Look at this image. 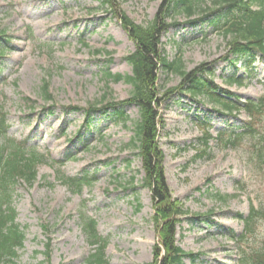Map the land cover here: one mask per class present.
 <instances>
[{
    "label": "rangeland",
    "instance_id": "374dc122",
    "mask_svg": "<svg viewBox=\"0 0 264 264\" xmlns=\"http://www.w3.org/2000/svg\"><path fill=\"white\" fill-rule=\"evenodd\" d=\"M163 1L118 0L139 23L152 20ZM200 16L193 25L183 15L171 18L179 24L162 38L169 59L182 55L188 70L205 65L220 87L242 100L260 98L264 59L257 56L252 67L244 58L226 59L227 39L215 28V15ZM0 26L11 39V48L0 55V105L8 113L9 137L27 140L55 159L69 156L64 165L69 176L86 172L97 176L92 186L73 193L43 164L36 183L16 186L17 221L27 239L14 264H87L98 244H92L83 230V214L97 221L99 234L108 240L109 264L151 262L157 231L139 151L129 145L134 125L118 120L114 109H104L110 101L130 97L132 86L109 79L106 72L132 74L126 57L135 51L134 42L99 0H0ZM235 71L245 76L246 85L227 84ZM46 80L53 103L43 98ZM180 82L179 76L160 73L159 83L165 89ZM105 94L108 100L97 105L100 109L88 125L86 111L74 107L86 109ZM220 109L186 91L168 99L161 109L165 124L159 139L168 184L190 211L177 233L178 245L194 254L185 259L187 264H237L239 246L231 233L244 230L237 215L246 216L251 204L264 208V172L248 162L249 137L239 148L228 149L211 139L208 153L199 155L205 147L206 123L217 136L220 131H241L249 120L246 113ZM124 110L131 120L138 119L136 106L126 105ZM219 193L231 197L220 201ZM256 232L264 242V220L257 223ZM252 244L253 238L248 242Z\"/></svg>",
    "mask_w": 264,
    "mask_h": 264
},
{
    "label": "trees",
    "instance_id": "16d2710c",
    "mask_svg": "<svg viewBox=\"0 0 264 264\" xmlns=\"http://www.w3.org/2000/svg\"><path fill=\"white\" fill-rule=\"evenodd\" d=\"M112 14L119 19L129 37L135 43V51L126 59L132 66V74L122 75L106 72L109 79L125 81L132 86L130 97L123 101H110L108 108L114 109L118 120L125 123L132 121L134 136L129 145L138 149L144 170L143 184L151 190L158 240L154 244V257L146 264H187L186 258L194 256L177 243V231L183 217L190 215L182 201L173 195L168 184L165 154L159 139L160 129L165 124L161 109L164 103L180 91H186L194 97L207 99L221 110L232 114L245 112L249 116L241 131H221L216 136L222 148H239L246 137L251 139L248 159L250 165L259 172H264V95L257 99L242 100L216 83L213 71L200 65L188 70L183 56L169 59L162 38L178 21H170L177 15H183L189 23L197 24L202 15L214 16L215 28L227 39L228 52L225 58L235 56L244 58L252 67L257 54L264 57V0H164L154 18L146 23L133 20L121 7L118 0H100ZM210 3V4H209ZM217 14V15H216ZM199 15V18H198ZM11 39L7 30L0 26V55L4 56ZM85 45H88L85 42ZM179 76V85L165 89L159 83L160 73ZM227 84L244 86L247 81L244 75L235 72ZM264 85V84H263ZM45 100H51L49 81L42 87ZM103 100L91 105L88 113L98 109ZM105 103V102H104ZM107 104V105H108ZM138 108L139 117L131 120L126 114L125 106ZM120 107V108H118ZM79 109V107H76ZM105 109V108H104ZM91 123V119L88 120ZM11 124L8 113L0 105V264L15 263L19 250L24 248L26 232L18 223V211L15 205V188L24 181L34 184L38 180L39 166L44 163L64 164L66 160H52L50 152H42L36 146L29 147L26 141H18L8 135ZM206 126L209 127L208 123ZM215 139L210 130L205 129L202 142L205 147L203 156L210 149V141ZM57 179L74 192H81L86 186L96 181V176L89 173L82 177L68 176L57 170ZM135 178L132 182L134 183ZM52 184V183H51ZM244 187V185H243ZM220 201L227 202L229 194H216ZM244 222L242 233H231L232 239L238 242L239 258L237 264H264V242H259L256 225L264 220V208L251 204L249 213L237 215ZM83 228L92 244H98L94 253L87 259V264H109L106 255L108 241L100 236L95 219L82 215ZM253 238L252 246L248 242ZM46 257L51 258V239L46 244Z\"/></svg>",
    "mask_w": 264,
    "mask_h": 264
}]
</instances>
